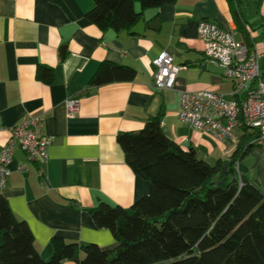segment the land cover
<instances>
[{"label": "crops", "instance_id": "crops-1", "mask_svg": "<svg viewBox=\"0 0 264 264\" xmlns=\"http://www.w3.org/2000/svg\"><path fill=\"white\" fill-rule=\"evenodd\" d=\"M234 6L238 21L228 0H175L142 10L136 2L143 34L122 38L121 31L101 30L86 19L92 0H0V146L26 113L41 115L43 132L52 138L45 163L14 149L0 195L28 224L44 260L52 256L53 238L115 247L111 231L96 227L88 209L102 201L129 208L149 193L150 182L126 163L118 133L139 131L159 116L162 132L182 149L193 148L209 164L230 158L241 131L236 141L220 140L180 121L176 111L182 90L210 89L229 99L233 89L224 69L203 54L201 20L231 29L264 54V0H234ZM162 51L186 68L172 88L157 90L152 60ZM103 62L134 69V79L91 86ZM39 66L53 70L50 83L36 77ZM68 98L80 102L71 118ZM237 173L264 193L260 148L251 147L237 161Z\"/></svg>", "mask_w": 264, "mask_h": 264}, {"label": "trees", "instance_id": "trees-1", "mask_svg": "<svg viewBox=\"0 0 264 264\" xmlns=\"http://www.w3.org/2000/svg\"><path fill=\"white\" fill-rule=\"evenodd\" d=\"M174 1L92 0L85 17L101 30L120 32L140 20L142 9ZM228 1L238 21L234 0ZM261 69L264 75V60ZM134 76L130 67L103 62L89 83L96 87ZM36 77L50 83L53 70L39 66ZM240 131L230 158L215 164L168 138L159 116L139 131L118 133L126 163L150 182V190L129 208L102 201L88 209L95 226L109 229L117 241L111 249L53 238L52 256L44 260L28 224L0 195V264H63L69 259L78 264H264V193L235 169L256 134L246 127Z\"/></svg>", "mask_w": 264, "mask_h": 264}, {"label": "built area", "instance_id": "built-area-1", "mask_svg": "<svg viewBox=\"0 0 264 264\" xmlns=\"http://www.w3.org/2000/svg\"><path fill=\"white\" fill-rule=\"evenodd\" d=\"M197 31L205 58L224 69L225 76L233 82V89L229 99L210 89L182 90L178 96L177 117L220 140L236 141V131L246 127L256 134L250 143L264 153V75L261 69L264 54L237 40L231 29L215 22L201 20ZM152 64L155 67L152 86L157 90L172 88L178 73L186 68L175 63L173 56L166 51L160 52ZM79 103L76 98L66 99L68 117L76 114ZM10 130V138L0 146V188L10 175L9 163L15 148L21 149L29 161L45 163L52 142V138L43 132L41 115L26 113ZM19 168L23 170L25 167L21 165Z\"/></svg>", "mask_w": 264, "mask_h": 264}, {"label": "water", "instance_id": "water-1", "mask_svg": "<svg viewBox=\"0 0 264 264\" xmlns=\"http://www.w3.org/2000/svg\"><path fill=\"white\" fill-rule=\"evenodd\" d=\"M144 21L140 19L133 27L129 30H122L120 37L124 38L127 34H143Z\"/></svg>", "mask_w": 264, "mask_h": 264}, {"label": "rangeland", "instance_id": "rangeland-1", "mask_svg": "<svg viewBox=\"0 0 264 264\" xmlns=\"http://www.w3.org/2000/svg\"><path fill=\"white\" fill-rule=\"evenodd\" d=\"M256 147H257V146H256ZM1 240H2V239H1V235H0V243H1Z\"/></svg>", "mask_w": 264, "mask_h": 264}]
</instances>
